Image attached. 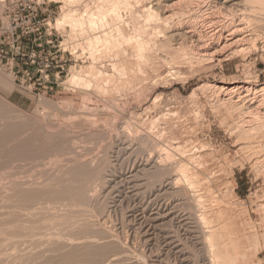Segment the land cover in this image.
Here are the masks:
<instances>
[{
  "label": "rangeland",
  "instance_id": "rangeland-1",
  "mask_svg": "<svg viewBox=\"0 0 264 264\" xmlns=\"http://www.w3.org/2000/svg\"><path fill=\"white\" fill-rule=\"evenodd\" d=\"M81 1L56 56H0V264H264V0ZM82 4L110 49L57 25Z\"/></svg>",
  "mask_w": 264,
  "mask_h": 264
},
{
  "label": "bare ground",
  "instance_id": "bare-ground-1",
  "mask_svg": "<svg viewBox=\"0 0 264 264\" xmlns=\"http://www.w3.org/2000/svg\"><path fill=\"white\" fill-rule=\"evenodd\" d=\"M75 1V4H76V2H78V3H81L82 1L81 0H63V4L64 5H69L70 3H72V2H74ZM80 1V2H79ZM95 1V0H94ZM105 1V0H104ZM185 1V0H184ZM187 2H188V0H186ZM201 1V0H200ZM225 1V0H224ZM4 2V0H0V5L2 4ZM100 2V1H99ZM228 2V1H227ZM96 3H98V2H96ZM180 3H183L182 1L180 2ZM194 3V2H193ZM225 3H226V1H225ZM241 3V2H240ZM244 3V2H243ZM84 4H87V3H84ZM100 4V3H99ZM98 4V5H99ZM184 4V3H183ZM186 4V3H185ZM189 4V3H188ZM187 4V5H188ZM83 5V4H82ZM251 5V4H250ZM70 6V5H69ZM84 6V11L83 12H81V11H79L78 9H73V8H69V9H67V10H63V12H62V14L60 15V17H59V19L57 20V25L59 26V27H65L66 25L68 26V27H70V29L72 30V32H73V35L75 36V38L77 39V42H79V41H86V44H88V43H90V44H92V48L91 49H97V46L98 47H103V48H106V49H110L111 48V44L113 43L112 41V43L110 42V37L108 36H106L105 34V36L103 35V36H100V34L98 35L97 33H95V32H97V31H95V30H97V29H103L104 28V23L106 22V20L107 19H110L111 18V16L113 17V16H117V13H118V11H119V7H118V5H116L114 8H112V7H110V8H112V10L111 11H109V10H107V11H109V12H107V11H105V12H103L104 10H100V11H97V13H91V12H88L87 11V7H88V5H83ZM114 6V5H113ZM261 6V5H260ZM102 7V6H101ZM100 7V8H101ZM189 7V6H188ZM99 8V9H100ZM101 9H103V8H101ZM184 9V8H183ZM198 9H199V7H198ZM1 11V10H0ZM206 11V10H205ZM153 12V11H152ZM187 12V11H186ZM183 13V12H182ZM179 14V15H183V14ZM153 15H154V13L152 14V17H150V18H156L155 16L153 17ZM189 16V15H188ZM110 17V18H109ZM186 17V16H185ZM190 17V16H189ZM114 18H116V17H113V18H111V19H114ZM117 20H118V18H116ZM174 19V18H173ZM182 19V18H181ZM189 19V18H188ZM229 19V18H228ZM115 20V19H114ZM114 20H113V23H114ZM232 20V19H231ZM251 20V19H250ZM112 21V20H111ZM110 21V22H111ZM123 21V20H122ZM181 20H179V22H180ZM226 21V20H225ZM231 22V21H230ZM242 22V21H241ZM107 23H108V21H107ZM244 23V22H243ZM109 24V23H108ZM248 24V23H247ZM239 25V24H238ZM237 25V26H238ZM102 26H103V28H102ZM105 26H106V24H105ZM195 26V25H194ZM99 27H101V28H99ZM171 27V26H170ZM179 27V26H178ZM116 28H117V26H116ZM60 29V28H59ZM220 29V28H219ZM102 31H104V30H102ZM119 31V30H118ZM233 31V30H232ZM243 31V30H242ZM157 32V31H156ZM171 32V31H170ZM239 32H240V30H239ZM238 32V33H239ZM88 33L90 34V36H88ZM91 33H92V35H91ZM110 33V32H109ZM119 33V32H118ZM222 33V32H221ZM102 34V33H101ZM107 34V33H106ZM120 34H121V32H120ZM119 34V35H120ZM179 34V33H178ZM192 34V33H191ZM98 35V36H97ZM231 35H233V34H231ZM244 35V34H243ZM178 36V35H177ZM192 36V35H191ZM194 36V35H193ZM210 36H212V35H210ZM209 36V37H210ZM222 36V35H221ZM258 36V35H257ZM260 36V35H259ZM112 37V36H111ZM185 37H187V36H185ZM195 37V36H194ZM198 37V36H197ZM201 37V36H200ZM200 37H199V39H200ZM123 38V37H122ZM150 38V37H149ZM176 38V37H175ZM259 38V37H258ZM188 39V38H187ZM128 40H131V38H129ZM128 40H124L125 42L127 41L128 42ZM134 40V38L131 40L132 42H134L133 41ZM137 40V39H136ZM135 40V43L136 42H138V41H136ZM186 41V40H185ZM198 41H200V40H198ZM238 41H240V40H238ZM252 41H254V40H252ZM126 42V43H127ZM132 42H130V43H132ZM205 42V41H204ZM241 42V41H240ZM129 43V42H128ZM140 43V42H139ZM139 43H136V44H138V45H141V44H139ZM184 43V42H183ZM182 43V44H183ZM193 43V42H192ZM191 43V44H192ZM197 43V42H196ZM79 44V43H78ZM114 44V43H113ZM120 44H121V42H120ZM181 44V45H182ZM186 44V43H185ZM239 44V43H238ZM89 45V44H88ZM122 45V44H121ZM201 45V44H200ZM80 46H81V44H80ZM133 46V45H132ZM202 46V45H201ZM205 46V45H204ZM82 47V46H81ZM96 47V48H95ZM122 47V46H121ZM142 46H140V49H142L141 48ZM144 47V46H143ZM77 48V47H76ZM89 48H90V46H89ZM138 48V47H137ZM146 48V47H145ZM155 48V47H154ZM198 48V47H197ZM200 48V47H199ZM222 48V47H221ZM232 48V47H231ZM139 49V48H138ZM150 49V48H149ZM201 49H203V48H201ZM144 49H142V50H139V51H143ZM221 50V49H220ZM83 51L85 52V48L83 49ZM82 51V52H83ZM138 51V52H139ZM163 53V52H162ZM128 55V54H127ZM137 55V54H136ZM115 56V55H114ZM141 56H143V55H141ZM205 56V55H204ZM206 57V56H205ZM138 58V57H137ZM101 75V74H100ZM126 75V74H125ZM3 76V75H2ZM1 75H0V85L2 84V86H7V84H9L8 82H7V80L6 79H4L3 77H2ZM120 76V75H119ZM82 77V76H81ZM80 77V75H77V74H75V73H73V75H72V78L70 79V83L71 84H73V86L75 85H78V86H88V83L89 82H87V80L84 78H81ZM99 77V76H98ZM92 81V80H91ZM112 83V82H111ZM6 84V85H5ZM90 84V83H89ZM93 84V83H92ZM119 84V83H118ZM91 85V84H90ZM104 85V84H103ZM116 85V84H115ZM117 86V85H116ZM111 87V86H110ZM114 87V86H113ZM4 88V87H3ZM84 88V87H83ZM101 89V88H100ZM115 89V88H114ZM101 91V90H100ZM120 91V90H119ZM229 91V90H228ZM122 92V91H121ZM244 92V91H243ZM120 96V95H119ZM6 110V109H5ZM14 114V113H13ZM5 115V114H4ZM133 116V115H132ZM9 117V116H8ZM11 117V116H10ZM23 118V117H22ZM5 119V118H4ZM7 119H9V118H7ZM4 121V120H3ZM7 122V121H6ZM18 122V121H17ZM24 123V122H23ZM2 124V123H1ZM1 126V125H0ZM6 127V126H5ZM8 127V126H7ZM6 127V128H7ZM11 127V126H10ZM15 127V126H14ZM27 127V126H26ZM2 128V127H1ZM4 128V127H3ZM3 128H2V130H3ZM14 129V128H13ZM17 129V128H16ZM1 130V129H0ZM15 130V129H14ZM18 130V129H17ZM16 130V131H17ZM25 131V130H24ZM31 141V140H30ZM27 142V141H26ZM22 147H23V145H22ZM167 154V153H166ZM22 158V157H21ZM23 159V158H22ZM90 162V161H89ZM81 166V165H80ZM84 167V166H83ZM88 167V166H87ZM61 169V168H60ZM181 169V168H180ZM81 170V169H80ZM85 170V169H84ZM73 171L75 172L76 170H74L73 169ZM83 171V170H82ZM68 172V171H67ZM86 173H87V171H85ZM85 172H84V174H85ZM63 174V173H62ZM79 174V173H78ZM89 174V173H88ZM70 175V174H69ZM87 175V174H86ZM54 176H55V174H54ZM63 176H66V175H63ZM78 176H80V174L78 175ZM89 176H90V174H89ZM53 177V176H52ZM59 177H61V176H59ZM85 177V176H84ZM67 178H69V176L67 177ZM89 178V177H88ZM58 179V178H57ZM70 179V178H69ZM85 179H86V177H85ZM84 179V180H85ZM90 179V178H89ZM5 180V179H4ZM49 180H50V178H49ZM49 180H48V182H49ZM68 180V179H67ZM66 180V181H67ZM77 180V179H76ZM75 180V181H76ZM78 181V180H77ZM92 181V180H91ZM91 181H90V183H91ZM12 182V181H11ZM43 183V182H42ZM51 183V182H50ZM88 183V182H87ZM61 184H62V182H61ZM60 184V185H61ZM89 184V183H88ZM23 186H24V184H22ZM27 185V184H26ZM39 185V184H38ZM66 186H67V184H65ZM79 184L77 183V186H78ZM86 185V187H88V185L87 184H85ZM90 185V184H89ZM93 185V184H92ZM19 186V185H18ZM81 186V185H80ZM21 187V186H20ZM57 187H59V186H57ZM61 188H63V186H60ZM9 188H10V185H9ZM25 188H26V186H25ZM24 188V189H25ZM28 189H29V187H27ZM67 188H68V186H67ZM74 188V187H73ZM72 188V189H73ZM13 189V188H12ZM11 189V190H12ZM88 189V188H87ZM90 189H91V186H90ZM18 190V189H17ZM23 190V189H22ZM33 190V189H32ZM32 190H31V192H32ZM75 190H76V188H75ZM82 190V189H81ZM66 191H67V189H66ZM12 192V191H11ZM17 193H18V191H16ZM65 192V191H64ZM68 192H70V188H68ZM73 192V191H72ZM20 193V192H19ZM35 193V192H34ZM47 194H48V192H46ZM62 193H63V191H62ZM88 193V192H87ZM8 194H10V193H8ZM32 194V193H31ZM40 194H42L41 192H40ZM66 194H69V193H66ZM89 194V193H88ZM21 195V194H20ZM35 195V194H34ZM36 195H37V193H36ZM43 195H46V194H43ZM49 195V194H48ZM81 195H82V193H81ZM85 195V194H84ZM17 196V195H16ZM32 196H33V194H32ZM51 196H53V195H51ZM73 195H71V197H72ZM20 197V196H19ZM25 197V196H24ZM30 197V196H29ZM35 197V196H34ZM38 197H39V194H38ZM41 197V196H40ZM45 197V196H44ZM75 197V196H74ZM81 197H83V196H81ZM2 198V197H1ZM14 198V197H13ZM12 198V199H13ZM27 198H28V193H27ZM43 198V197H42ZM54 198V197H53ZM73 198V197H72ZM17 199H18V196H17ZM20 199H23L22 198V196H21V198ZM52 199V198H51ZM66 199V198H65ZM83 199V198H82ZM89 199V198H88ZM87 199V200H88ZM3 200V199H2ZM14 200H15V198H14ZM26 200V199H25ZM30 200V199H29ZM58 200V199H57ZM57 200H55V198H54V201H56L57 202ZM64 200V199H63ZM80 200V199H79ZM84 200H85V198H84ZM18 201V200H17ZM22 201V200H21ZM27 201V200H26ZM32 201V200H31ZM45 201V200H44ZM53 201V202H54ZM69 201H70V199H69ZM75 201H77V198L75 199ZM14 202V201H13ZM15 202H16V200H15ZM23 202V201H22ZM52 202V201H51ZM78 202V201H77ZM83 202V201H82ZM5 203V202H4ZM17 203V202H16ZM19 203V202H18ZM29 203V202H28ZM60 203V202H59ZM58 203V204H59ZM66 203V202H65ZM69 203V202H68ZM85 203V202H84ZM2 204V203H1ZM1 204H0V206H1ZM52 204V203H51ZM74 204V203H73ZM82 205L81 203H77L76 205ZM6 205V204H5ZM12 205L14 206V203H12ZM32 205V204H31ZM41 205V204H40ZM72 205V204H71ZM84 205V204H83ZM3 206V205H2ZM1 206V207H2ZM6 206H8V205H6ZM16 206H18V205H16ZM15 206V207H16ZM49 206H51L50 204H49ZM54 206V205H53ZM85 206V205H84ZM5 207V206H4ZM8 207H10V206H8ZM21 207H22V205H21ZM43 207L44 206H42V208L41 209H43ZM45 207H46V205H45ZM61 207H62V203H61ZM36 208V207H35ZM58 208V207H57ZM68 208V207H67ZM77 210H79L77 207H75ZM1 209V208H0ZM5 210H6V208H4ZM34 209V208H33ZM37 209V208H36ZM63 209V208H62ZM76 209L74 210V209H72V210H74V211H72V212H76ZM3 210V209H2ZM13 210V209H12ZM47 210V209H46ZM4 211V210H3ZM9 211V210H8ZM14 211V210H13ZM32 211H34V210H32ZM45 211V210H44ZM48 211V210H47ZM54 212H55V210H53ZM56 211H57V209H56ZM64 211V210H63ZM62 211V212H63ZM69 211V210H68ZM67 211V212H68ZM82 210H80L78 213H80ZM0 212L2 213V211L0 210ZM5 212V211H4ZM11 212V211H10ZM46 212V211H45ZM58 212V211H57ZM56 212V213H57ZM61 212V213H62ZM71 212V213H72ZM9 213V212H8ZM15 213V212H14ZM16 213H18V212H16ZM36 213V216H37V211L35 212ZM69 213V212H68ZM77 213V214H78ZM82 213V212H81ZM66 214V213H65ZM4 216V215H3ZM10 216V215H9ZM8 216V217H9ZM11 216H12V214H11ZM16 216V215H15ZM31 216V215H30ZM44 217H45V215H43ZM57 217H58V215H56ZM67 216V215H66ZM8 217L7 218H5V220H7L8 219ZM17 217H19V216H17ZM21 217H22V215H21ZM33 217H34V214H33ZM73 217H74V215H73ZM72 217V218H73ZM75 217H76V214H75ZM80 217V216H79ZM93 217V216H92ZM29 218V217H28ZM31 218V217H30ZM54 218V217H53ZM71 218V219H72ZM2 219V218H1ZM4 219V218H3ZM25 219V218H24ZM38 219V218H37ZM41 219H44V218H41ZM48 219V218H47ZM52 219V218H51ZM77 219V218H76ZM9 220V219H8ZM17 220H18V218H17ZM26 220V219H25ZM25 220H23V221H25ZM73 220V219H72ZM3 221V220H2ZM27 221V220H26ZM58 221H60V220H58ZM62 221H64L63 219H62ZM61 221V222H62ZM71 221V220H70ZM79 222V221H78ZM89 222V221H88ZM91 222V221H90ZM94 222V221H93ZM5 223V221L3 222V224ZM17 223V222H16ZM16 223H14L15 224V226L18 224H16ZM28 223V222H27ZM26 223V224H27ZM40 223V222H39ZM69 223V222H68ZM77 222H75V224H76ZM83 223V222H82ZM2 224V223H1ZM31 224H32V221H31ZM37 224V223H36ZM46 224H48L49 225V222L48 223H46ZM57 224V223H56ZM62 224H63V222H62ZM72 224H73V222H72ZM84 224V223H83ZM91 224V223H90ZM8 225V224H7ZM13 225V224H12ZM34 225V224H33ZM86 225V224H85ZM95 225V224H94ZM9 226V225H8ZM24 226H26V227H29V226H27V225H24ZM32 226V225H31ZM34 226H36V225H34ZM38 226H40V225H38ZM60 226H62V225H60ZM66 226V225H65ZM64 226V227H65ZM70 226V225H69ZM42 227V226H41ZM45 227V226H44ZM48 227V226H47ZM81 227L83 228L84 226H82L81 225ZM101 227V226H100ZM32 228V227H31ZM46 228V227H45ZM53 228V227H52ZM73 228V227H72ZM89 228V227H88ZM91 228V227H90ZM93 228V227H92ZM4 229V228H3ZM13 229V228H12ZM14 229H17V228H14ZM28 229V228H27ZM33 229V228H32ZM37 228H35V230H36ZM42 229V228H41ZM44 229V228H43ZM76 229V228H75ZM31 229H29V231H30ZM38 230H40V229H38ZM45 230H47V229H45ZM66 230V229H65ZM83 230H86V227H85V229H83ZM11 231V230H10ZM16 231V230H15ZM17 231H19L18 229H17ZM29 231H26V232H29ZM48 231V230H47ZM62 231V230H61ZM72 231V230H71ZM78 231V230H77ZM80 231V230H79ZM89 231V230H88ZM93 231V230H92ZM3 232V231H2ZM6 232V231H5ZM40 232V231H39ZM53 232H54V230H53ZM66 232V231H65ZM64 232V233H65ZM87 232V231H86ZM6 233H8V232H6ZM12 233H14V232H12ZM30 233H31V231H30ZM38 233V232H37ZM43 233H45V232H43ZM73 233V232H72ZM99 233V232H98ZM32 234V233H31ZM40 233H38V235H39ZM74 234V233H73ZM1 235V234H0ZM5 235V234H4ZM8 235V234H7ZM9 235H10V233H9ZM33 235V234H32ZM34 235H36V232L34 233ZM50 235V234H49ZM56 235V234H55ZM54 235V236H55ZM88 235V234H87ZM16 236V235H15ZM43 236V235H42ZM56 236H58V235H56ZM1 237V236H0ZM8 237V236H7ZM10 237V236H9ZM12 237V236H11ZM14 237V236H13ZM21 237V236H20ZM71 237V236H70ZM87 237V236H86ZM89 237H91V235L89 236ZM15 238V237H14ZM17 238V237H16ZM18 238H19V236H18ZM31 238V237H30ZM34 238V237H33ZM36 238V237H35ZM38 238H40L39 236H38ZM45 238V237H44ZM43 238V239H44ZM72 238V237H71ZM77 238V237H76ZM47 239H49V238H47ZM75 239V238H74ZM87 239V238H86ZM17 240V239H16ZM18 240H20V238L18 239ZM22 240V239H21ZM20 240V241H21ZM34 240V239H33ZM32 240V241H33ZM79 240V239H78ZM56 241V240H55ZM8 242V241H7ZM23 242V241H22ZM36 242V241H35ZM49 242V241H48ZM60 242H61V240H60ZM16 243V242H15ZM18 243V242H17ZM44 243H45V240H44ZM47 243V242H46ZM50 243V242H49ZM56 243H57V241H56ZM59 243V242H58ZM68 243V242H67ZM10 244H11V242H10ZM31 244H33L32 242H31ZM39 244V243H38ZM61 244V243H60ZM17 244H15V246H16ZM19 245V244H18ZM67 246V245H66ZM69 246H71V245H69ZM75 246V245H74ZM79 246V245H78ZM11 247V246H10ZM23 247V246H22ZM20 248V249H22L23 250V248ZM57 247H59V246H57ZM63 247H64V245H63ZM71 247H73V246H71ZM70 247V248H71ZM13 248V247H12ZM35 248V247H34ZM48 247H46V249H47ZM51 248V247H50ZM50 248H49V250H50ZM101 248V247H100ZM43 250H44V248H42ZM69 249V248H68ZM73 249V248H72ZM79 249V248H78ZM21 250V251H22ZM42 250V251H43ZM70 250V249H69ZM77 250V249H76ZM80 250V249H79ZM11 251H12V249H11ZM33 251V250H32ZM46 251V250H45ZM54 251V250H53ZM72 252H73V250H71ZM78 251V250H77ZM23 252V251H22ZM41 252V251H40ZM46 252H49L48 250L46 251ZM95 252V251H94ZM94 252L91 254V255H93L94 254ZM23 253H25V252H23ZM34 253H36V252H34ZM39 253V252H38ZM31 254H33V252L31 253ZM42 254V253H41ZM52 254H56V253H52ZM59 253H57V255H58ZM71 254V253H70ZM69 254V255H70ZM77 254V253H76ZM80 254V253H79ZM29 255V254H28ZM40 255V254H39ZM67 255H68V253H67ZM35 256V255H34ZM60 256V255H59ZM62 256V255H61ZM45 257V256H44ZM47 257V256H46ZM56 257V256H55ZM54 257V258H55ZM65 257V256H64ZM67 258H68V256H66ZM78 257H79V255H78ZM81 257H83L82 255H81ZM54 258H52L51 260H53ZM67 258H65V260L64 261H66V259ZM69 258H71L70 256H69ZM76 258V257H75ZM87 257H85V259H86ZM91 258V257H90ZM22 259V258H21ZM33 259V258H32ZM57 259V258H56ZM18 260H19V258H18ZM40 260V259H39ZM58 260V259H57ZM79 260V259H78ZM88 260V259H87ZM91 260H93V259H91ZM91 260H89V261H91ZM95 260H97V259H95ZM110 260V259H109ZM54 261V260H53ZM62 261V260H61ZM67 261L69 262V260L67 259ZM71 261V260H70ZM82 261V260H81ZM9 262V261H8ZM45 262V261H44ZM48 261H46L45 263H47ZM52 262V261H51ZM56 262V261H55ZM54 262V263H55ZM67 262V263H68ZM80 262V261H79ZM78 262V263H79ZM84 262H85V260H84ZM92 262V261H91ZM99 262V261H98ZM111 262V261H110ZM21 263V262H20ZM40 263V262H39ZM44 263V264H45ZM53 263V262H52ZM89 263V262H88ZM27 264V263H26ZM91 264V263H90Z\"/></svg>",
  "mask_w": 264,
  "mask_h": 264
},
{
  "label": "built area",
  "instance_id": "built-area-1",
  "mask_svg": "<svg viewBox=\"0 0 264 264\" xmlns=\"http://www.w3.org/2000/svg\"><path fill=\"white\" fill-rule=\"evenodd\" d=\"M52 0H8L0 19V56H56L44 46L58 44L51 26ZM38 51V52H37Z\"/></svg>",
  "mask_w": 264,
  "mask_h": 264
}]
</instances>
